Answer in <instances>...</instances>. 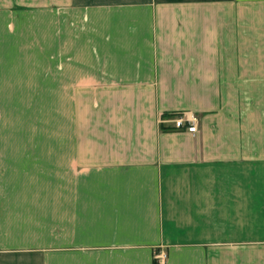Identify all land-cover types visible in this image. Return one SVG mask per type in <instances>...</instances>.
<instances>
[{
    "label": "crops",
    "instance_id": "0c3cea01",
    "mask_svg": "<svg viewBox=\"0 0 264 264\" xmlns=\"http://www.w3.org/2000/svg\"><path fill=\"white\" fill-rule=\"evenodd\" d=\"M158 249L264 264V0H0V264Z\"/></svg>",
    "mask_w": 264,
    "mask_h": 264
},
{
    "label": "built area",
    "instance_id": "2783aa9c",
    "mask_svg": "<svg viewBox=\"0 0 264 264\" xmlns=\"http://www.w3.org/2000/svg\"><path fill=\"white\" fill-rule=\"evenodd\" d=\"M161 124H168L175 131H185L194 135L197 131L196 117L188 111L179 112L176 114L162 117ZM156 264H164L167 260V255L162 249H158L153 255Z\"/></svg>",
    "mask_w": 264,
    "mask_h": 264
},
{
    "label": "trees",
    "instance_id": "16d2710c",
    "mask_svg": "<svg viewBox=\"0 0 264 264\" xmlns=\"http://www.w3.org/2000/svg\"><path fill=\"white\" fill-rule=\"evenodd\" d=\"M166 116H168V115H164L163 117H166Z\"/></svg>",
    "mask_w": 264,
    "mask_h": 264
}]
</instances>
